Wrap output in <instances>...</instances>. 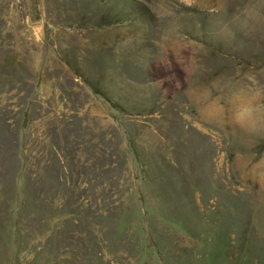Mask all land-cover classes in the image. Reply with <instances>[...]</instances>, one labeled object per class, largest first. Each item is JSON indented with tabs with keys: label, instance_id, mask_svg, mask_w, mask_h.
<instances>
[{
	"label": "rangeland",
	"instance_id": "rangeland-1",
	"mask_svg": "<svg viewBox=\"0 0 264 264\" xmlns=\"http://www.w3.org/2000/svg\"><path fill=\"white\" fill-rule=\"evenodd\" d=\"M0 264H264V0H0Z\"/></svg>",
	"mask_w": 264,
	"mask_h": 264
}]
</instances>
